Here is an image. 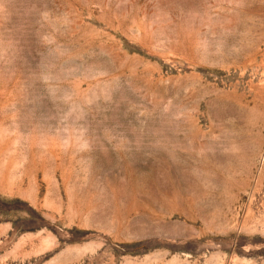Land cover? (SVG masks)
Returning a JSON list of instances; mask_svg holds the SVG:
<instances>
[{
  "label": "rangeland",
  "instance_id": "374dc122",
  "mask_svg": "<svg viewBox=\"0 0 264 264\" xmlns=\"http://www.w3.org/2000/svg\"><path fill=\"white\" fill-rule=\"evenodd\" d=\"M0 264H264V0H0Z\"/></svg>",
  "mask_w": 264,
  "mask_h": 264
}]
</instances>
